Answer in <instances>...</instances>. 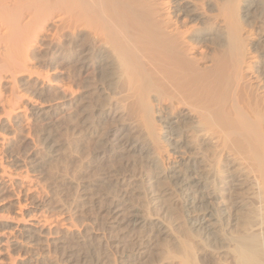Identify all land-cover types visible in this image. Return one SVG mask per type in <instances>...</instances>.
<instances>
[{
  "label": "bare ground",
  "instance_id": "obj_1",
  "mask_svg": "<svg viewBox=\"0 0 264 264\" xmlns=\"http://www.w3.org/2000/svg\"><path fill=\"white\" fill-rule=\"evenodd\" d=\"M66 112L98 158L141 161L111 175L109 203L73 216L38 176L37 133ZM179 205L198 237L175 252L157 212ZM136 228V264H264V0H0V264H117L91 259L97 231Z\"/></svg>",
  "mask_w": 264,
  "mask_h": 264
},
{
  "label": "rangeland",
  "instance_id": "obj_2",
  "mask_svg": "<svg viewBox=\"0 0 264 264\" xmlns=\"http://www.w3.org/2000/svg\"><path fill=\"white\" fill-rule=\"evenodd\" d=\"M42 52V53H41ZM40 53V54H39ZM36 56H37V60L38 63L35 61V63L37 64V71H40V72H44L43 70L47 69V68H44L41 63L43 61V59L41 57L42 54L45 55V51H36L35 52ZM40 57V58H38ZM42 59V60H41ZM41 60V61H40ZM41 63H40V62ZM39 65V66H38ZM41 65V66H40ZM41 67V69H40ZM39 69V70H38ZM43 69V70H42ZM80 76V75H79ZM78 76V79L80 80V82H83V77H79ZM54 77H52L53 79ZM97 95L96 93H94V97H92L93 95H91V99L93 101H95V98L97 99ZM91 100V101H92ZM80 112H77L76 114H72L71 112H66V114H63L61 115L60 117H56L57 120H61L60 122L59 121H56V119L53 120V122L51 123V125H47L45 127V132L43 133L42 131H38L37 133V136H40L39 138H37V141L39 142V139H42L43 136L45 135L47 138H48V142H44L42 141L38 143V146L42 152V155H43V158L44 159V165L41 167L42 169V172L44 174L39 173L38 172V176L39 177H43L44 179H42V183H43V186L45 187V193L47 194H50V195H45V197H48V199L50 200L51 199V202L53 204V207L56 208L55 211H57V213H62V211H64L65 213L70 210L67 214H71L70 216H73V213H75L74 215H76V213H79L84 205V210L83 211H93L94 209V201H97V203L99 204L102 203V205L104 204H107L109 203L108 201H110V199L114 198L115 195H116V190H117V186H116V183H114V180H112V176L115 174L116 171H118L119 169H124L126 164H131L130 166L132 165H135V163L139 164L141 163L140 161V158L139 157H128V158H124L126 160H120V159H116L110 158V154H108L104 160H102V158H98L96 156L95 153L93 152H96L95 151V148L98 149L99 146V143L98 140H96L95 137V134H93V131H91L89 129V126L86 125L87 122L85 120L84 122V119L82 117L81 114H79ZM70 114V115H69ZM72 114V115H71ZM80 115H81V118H80ZM72 116V117H71ZM63 118V119H62ZM78 119V120H77ZM75 120V121H74ZM64 121V122H63ZM73 121V122H72ZM80 121V122H79ZM58 123V124H57ZM60 123V124H59ZM82 123V124H81ZM86 123V124H85ZM80 124V125H79ZM53 125V126H52ZM85 125V126H84ZM69 126V127H68ZM88 127V128H87ZM40 129H43L42 126L39 127ZM51 128V129H50ZM74 129V130H73ZM77 129V131H76ZM86 129V131L84 130ZM51 130V131H50ZM56 130V131H55ZM47 131V132H46ZM54 131V132H53ZM76 131V132H75ZM83 131V132H82ZM89 133H88V132ZM57 132V133H56ZM72 132V133H71ZM75 132V133H74ZM92 132V133H91ZM56 133V134H55ZM85 133V134H84ZM91 133V134H90ZM47 134V135H46ZM77 134V138L75 137ZM82 134V135H81ZM92 134H93V137H92ZM53 135V136H51ZM69 135V136H68ZM74 135V136H73ZM80 135V136H79ZM52 137V138H51ZM90 137V138H88ZM54 138V139H53ZM60 139V140H59ZM71 139V140H70ZM77 139V140H76ZM95 140V141H94ZM76 143H75V142ZM89 141V142H87ZM51 142V143H50ZM71 142V143H70ZM74 142V143H73ZM80 142V143H79ZM92 142V143H91ZM90 143V144H89ZM41 144V145H39ZM55 146L53 147L52 146ZM80 144V145H79ZM97 146H96V145ZM50 145V147H49ZM58 145V146H57ZM76 145V146H75ZM46 146V147H45ZM52 146V148H51ZM75 146V148H74ZM77 146H78V149H77ZM81 146V147H80ZM87 146V147H86ZM94 146V147H93ZM93 147V148H92ZM74 148V149H73ZM85 148V149H84ZM73 149V150H72ZM88 149V150H87ZM46 150V151H45ZM78 152H77V151ZM86 150V151H85ZM90 150V151H89ZM100 150V148H99ZM92 151V152H91ZM47 152V153H46ZM52 152V153H51ZM77 152V154H76ZM80 152V153H79ZM84 152V153H83ZM50 153V154H49ZM91 155H90V154ZM57 154V155H56ZM81 154V155H80ZM83 154V155H82ZM89 154V155H88ZM94 154V155H93ZM82 156V157H81ZM89 156V157H87ZM92 156V157H91ZM94 156V158H93ZM96 156V157H95ZM130 158V159H129ZM134 158V159H133ZM69 161H68V160ZM101 159V160H100ZM133 161H132V160ZM139 159V160H138ZM63 160V161H62ZM87 160V161H86ZM100 160V161H99ZM109 160V161H108ZM119 160V161H118ZM89 161V162H88ZM139 161V163H138ZM80 162V163H79ZM92 162V164H91ZM64 163V164H63ZM119 163V164H118ZM61 164V165H60ZM89 164V165H88ZM115 164V165H114ZM136 164V165H137ZM64 165V166H63ZM78 166V167H77ZM86 166V167H85ZM117 168H116V167ZM82 167V168H81ZM113 167V168H111ZM81 168V169H80ZM102 168V169H101ZM116 168V169H115ZM39 169V170H41ZM97 169L98 170V173H97ZM112 169V170H111ZM59 170V171H58ZM65 170V171H64ZM101 170V171H100ZM110 170V171H109ZM120 171V170H119ZM64 172V173H63ZM95 172V173H94ZM46 173V174H45ZM76 173V175H75ZM113 173V174H112ZM152 172H149V176L151 177L152 175H150ZM42 174V176H41ZM102 174V175H101ZM99 175V176H98ZM112 175V176H111ZM75 177V178H74ZM90 177V178H89ZM101 177V178H100ZM108 177V178H107ZM62 178V179H61ZM65 178V179H64ZM75 180H74V179ZM97 178V179H96ZM99 178V179H98ZM67 179V180H66ZM73 179L74 180V183H73ZM100 179H103L100 180ZM105 179V180H104ZM44 180V181H43ZM53 180V181H52ZM62 180V181H61ZM68 180L70 183H68ZM88 180H90L89 182H87ZM65 181V182H64ZM85 181V182H84ZM101 182L100 184L97 183ZM45 182V184H44ZM72 182V183H71ZM76 182V184H75ZM93 182V183H92ZM68 183V184H67ZM81 185H79V184ZM91 184L93 185L94 187V184H98V185H101L102 187L99 188V186L96 185L95 188L98 187V189H95L94 188V192L92 191V194L94 195L92 199H89V196H85V194L82 193L81 191V187L83 185H87V184ZM58 184V186H57ZM73 185V187L71 185ZM75 184V185H74ZM46 185V186H45ZM69 185H70V188H69ZM77 185V186H76ZM79 185V186H78ZM64 187V188H61V187ZM106 186V187H104ZM159 186V187H158ZM167 184H164L162 186L160 185H156V190H158L159 188H161L160 190H158L160 195L164 192L163 188L166 187ZM80 187V188H79ZM61 188V189H60ZM74 190H73V189ZM78 190H77V189ZM49 192H47L48 190ZM72 189V190H71ZM100 189V190H99ZM113 189V190H112ZM116 189V190H115ZM47 190V191H46ZM53 190V192H52ZM56 190V191H55ZM60 190V191H59ZM63 190V191H61ZM55 191V192H54ZM69 191V192H68ZM95 191H98L96 196H95ZM105 191V192H104ZM80 192H81V195H80ZM100 192V193H99ZM52 193V194H51ZM55 193V195H53ZM111 193V194H110ZM63 194V195H61ZM78 194V195H77ZM99 194V195H98ZM114 194V195H113ZM58 195V197H57ZM112 195V196H111ZM50 196V197H49ZM70 196V197H69ZM81 196L82 199H81ZM85 196V197H84ZM61 197V198H60ZM74 197V198H73ZM87 197V198H86ZM112 197V198H111ZM79 198V199H78ZM84 198V199H83ZM91 198V197H90ZM86 199V201H85ZM89 199V201H88ZM94 199V200H93ZM64 200V202H63ZM66 200V202H65ZM92 200V201H91ZM78 201V202H77ZM85 201V202H84ZM81 202H83L84 204H82ZM106 202V203H105ZM56 203V204H54ZM72 203V204H71ZM78 203V204H77ZM82 205H81V204ZM87 203V205H86ZM94 204V205H93ZM68 205V206H67ZM73 205V206H72ZM78 205H81L78 206ZM87 207H86V206ZM93 205V207H92ZM165 205V204H164ZM70 206V207H69ZM66 207V208H65ZM62 208V209H61ZM69 208V209H68ZM79 208V212L78 210L76 211V209ZM81 208V209H80ZM92 208V210H91ZM60 209V210H59ZM64 209V210H63ZM68 209V210H67ZM178 210L176 211V216L175 219L171 218L170 215H171V212H169V210L167 208H163V209H159L157 213H159V215H161V217L163 216L164 214V218H163V221H165L167 227L169 228V230L171 231V237L168 238L167 240L170 241L172 244L171 247L175 246V249L177 247L178 250H174L175 252L178 251L179 252V249L181 248L180 246V242L181 240H183L181 243H183L184 241H188V238L190 236L192 237H196L198 235V232H194V228L193 227H190V225L188 224V219L186 218V215H185V212L182 208V210L179 211V209H181L180 205L178 206L177 208ZM67 210V211H66ZM167 210V212H166ZM157 211V210H156ZM162 213H161V212ZM72 212V213H71ZM165 212V213H164ZM178 212V213H177ZM180 212V213H179ZM183 212V213H181ZM91 213V212H90ZM168 214V215H167ZM170 217L171 219L169 220L166 216ZM179 215V216H178ZM184 215V216H182ZM179 218V221H177ZM175 220V222L173 221ZM172 221V222H171ZM178 223H177V222ZM171 222V223H170ZM168 223V224H167ZM175 224V225H174ZM180 224V225H179ZM186 224V225H185ZM183 228V229H181ZM191 230H190V229ZM180 229V230H179ZM134 230V231H133ZM131 229L130 231L126 232V233H120V232H111V233H106V232H103V230H100V231H97V233H99L101 235L100 237V241L96 240L95 241V244H102V246H104L102 249L96 251V250H90V252H94V253H90L91 254V259H94L100 255L98 254H101L102 256L101 257H104L106 258L105 260L109 261L111 260L112 263L117 262V264H136L134 263L131 259L127 258V255L129 256L134 248H135V244H139L140 242L143 243V239H144V242L146 241L145 237L147 238V236L145 235V233H143L141 230H139L138 228L136 229ZM193 230V231H192ZM102 231V232H101ZM141 231V233H140ZM174 231V232H173ZM188 231V232H187ZM190 231V233H189ZM196 234V235H192V233ZM101 232V233H100ZM174 233V234H173ZM105 234V235H103ZM191 234V235H190ZM190 235V236H189ZM104 236V237H103ZM145 236V237H144ZM178 236V238H177ZM180 236V237H179ZM181 236H184L183 238H181ZM189 236V237H188ZM113 237V238H112ZM116 239H115V238ZM190 237V238H192ZM192 238V239H195ZM198 237V236H197ZM196 237V238H197ZM177 238V240L175 239ZM181 238V239H180ZM187 238V239H186ZM189 240H192L190 239ZM103 239V240H102ZM175 239V240H174ZM117 241V243L120 245V247L118 248V252L117 251L115 252V248L113 247V243L114 241ZM180 240V241H179ZM140 241V242H139ZM99 242V243H98ZM139 242V243H137ZM107 244V245H106ZM112 246V248H111ZM105 248V249H104ZM174 249V248H173ZM182 249V248H181ZM114 250V251H113ZM104 251V252H103ZM114 252V253H112ZM181 252V251H180ZM109 253V254H108ZM121 253V254H120ZM124 253V254H122ZM105 254V256H104ZM180 254V253H179ZM107 255V256H106ZM111 255V256H109ZM115 255V256H114ZM117 255V256H116ZM121 256H123V258H120ZM109 257V259H108ZM111 258V259H110ZM127 258V259H126ZM159 258V259H158ZM89 259V260H91ZM123 259V260H122ZM104 260V261H105ZM122 260V261H121ZM130 260V261H129ZM147 260V259H146ZM154 260V261H153ZM161 260V262H160ZM164 260V259H163ZM162 260V258L160 257H151L149 258L147 261H144V262H141V264H163L164 263H167V262H164ZM153 261V262H151ZM179 261V260H178ZM177 260L175 262H178ZM150 262V263H149ZM155 262V263H154ZM138 264V263H137Z\"/></svg>",
  "mask_w": 264,
  "mask_h": 264
}]
</instances>
